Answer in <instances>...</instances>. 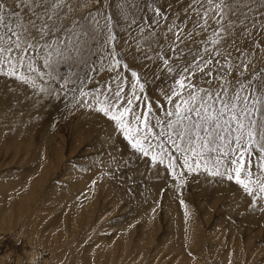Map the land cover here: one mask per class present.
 <instances>
[{
	"label": "snow or ice",
	"instance_id": "6c2138e0",
	"mask_svg": "<svg viewBox=\"0 0 264 264\" xmlns=\"http://www.w3.org/2000/svg\"><path fill=\"white\" fill-rule=\"evenodd\" d=\"M255 33L264 0H0V78L33 95L71 93L73 108L106 118L178 194L190 176L234 183L264 214V68L234 63L227 47L244 39L258 50ZM122 47L169 81L163 102L146 95Z\"/></svg>",
	"mask_w": 264,
	"mask_h": 264
},
{
	"label": "rangeland",
	"instance_id": "374dc122",
	"mask_svg": "<svg viewBox=\"0 0 264 264\" xmlns=\"http://www.w3.org/2000/svg\"><path fill=\"white\" fill-rule=\"evenodd\" d=\"M114 25L122 46L118 17ZM254 38L258 50L252 40L227 44L250 70L264 68V35ZM121 50L147 79L146 95L163 102L169 81ZM30 90L0 78V264H264V214L234 183L190 176L178 194L162 166L149 169L111 136L106 118L73 108L71 93Z\"/></svg>",
	"mask_w": 264,
	"mask_h": 264
},
{
	"label": "bare ground",
	"instance_id": "6f19581e",
	"mask_svg": "<svg viewBox=\"0 0 264 264\" xmlns=\"http://www.w3.org/2000/svg\"><path fill=\"white\" fill-rule=\"evenodd\" d=\"M149 72V71H148ZM153 79V78H152ZM154 87V86H153ZM158 87V86H157ZM12 88H14L13 87V85H12ZM154 88H156V87H154ZM160 88V87H159ZM15 90H16V88H15ZM20 90H22L21 88H20ZM19 90V91H20ZM18 91V90H17ZM31 91V90H30ZM29 92V91H28ZM14 93V92H13ZM16 93V92H15ZM26 93V92H25ZM151 93V92H150ZM18 94V93H17ZM28 94V93H27ZM30 94V93H29ZM42 94V93H41ZM22 95V94H21ZM27 96V95H26ZM36 95H34V97H35ZM44 96V95H43ZM46 96V95H45ZM41 97V96H40ZM31 98V97H30ZM33 98V97H32ZM36 98V97H35ZM40 99V98H39ZM35 100V99H34ZM44 100V99H43ZM42 99H41V101H43ZM40 102V101H39ZM40 105V104H39ZM42 112V111H41ZM112 136V135H111ZM126 149H128V148H126ZM131 150V149H130ZM117 154V153H116ZM127 155V154H126ZM122 156V155H121ZM124 162V161H123ZM142 162V161H141ZM140 165V164H139ZM153 173V172H152ZM158 180V179H157ZM156 181V180H155ZM77 189V188H76ZM238 191V190H237ZM239 194V193H238ZM66 197H73V192L72 191H70V192H66ZM243 197V200L245 201V205H246V203H248V201H249V199H247L245 196H242ZM241 200H242V198H240ZM241 202V201H240ZM106 242V241H105ZM110 242V241H109ZM105 244H108L107 242L105 243ZM115 245H117V243L115 244ZM106 248L108 247V245L107 246H105Z\"/></svg>",
	"mask_w": 264,
	"mask_h": 264
}]
</instances>
